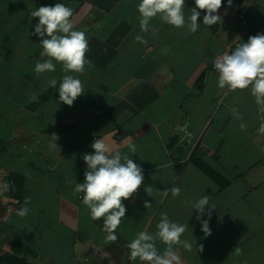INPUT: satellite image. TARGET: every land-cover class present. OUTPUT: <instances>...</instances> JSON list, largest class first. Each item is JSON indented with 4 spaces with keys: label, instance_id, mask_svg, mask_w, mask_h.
Returning a JSON list of instances; mask_svg holds the SVG:
<instances>
[{
    "label": "crops",
    "instance_id": "0c3cea01",
    "mask_svg": "<svg viewBox=\"0 0 264 264\" xmlns=\"http://www.w3.org/2000/svg\"><path fill=\"white\" fill-rule=\"evenodd\" d=\"M56 3L73 10L75 30L85 32L92 61L83 74L67 73L85 90L72 106L59 101L66 74L59 63L54 72L34 71L43 58L40 38L31 34L38 18L30 14ZM139 3L0 0V191L10 174L24 177L17 196L0 193L1 229L9 237L2 253L18 240L31 250V264H141L129 260L126 245L141 231L155 233L161 213H167L188 225L181 239L196 242L191 252L174 246L181 264H264V133L257 105L250 89L219 88L213 63L250 36L264 34V0H232L231 7L222 0L221 20L211 27L200 10L195 33L159 16L141 32ZM194 7V0H185L186 18ZM137 34L147 44L137 42ZM52 78L55 88L48 86ZM241 123L247 125L243 131ZM95 139L143 170L141 187L123 201L126 214L115 242H105L103 220H93L83 193L74 191L84 181L82 157L94 153ZM173 185L180 195H164ZM205 195L216 206L207 237L191 208ZM26 198L29 211L20 217ZM156 243L162 252L165 245Z\"/></svg>",
    "mask_w": 264,
    "mask_h": 264
},
{
    "label": "clouds",
    "instance_id": "9594fccd",
    "mask_svg": "<svg viewBox=\"0 0 264 264\" xmlns=\"http://www.w3.org/2000/svg\"><path fill=\"white\" fill-rule=\"evenodd\" d=\"M194 3L195 7L190 9V15L186 18L185 0H140L137 11L141 32L147 33L151 21L157 16L162 22L175 28L187 27L190 33L199 29L200 10L205 12L204 25L211 27L221 20L217 13L222 7V0H194ZM228 6H232V0H228ZM30 15L38 18L31 34L40 38L42 51L39 55L43 58L35 63L34 71L38 75L54 72L56 64L59 63L66 73L59 82V101L72 106L85 90L79 78L67 73L83 74L86 66H92V61L86 57L89 50L86 34L75 30L73 10L63 3L41 6ZM151 31L155 35L157 29L152 27ZM135 40L147 44L142 35L137 34ZM213 63L218 73L219 88L233 92L250 89L261 122L259 131L264 133V34L250 36L246 43L238 44L230 53L217 56ZM57 83V79L52 78L48 81V86L55 88ZM37 99L35 95L31 97L32 101ZM232 113L236 119H243L236 108L232 109ZM246 127V124H240L241 131ZM91 147L94 153L84 154L82 157L87 165L84 181L77 183L74 191L83 193L82 202L90 210L91 218L103 220L105 242H115L118 238L116 229L126 214L123 201L132 197L141 187L144 180L143 170L128 155H122L118 149L113 151L103 139H95ZM127 147L133 154L136 153L134 143L127 144ZM9 187L10 185L5 184L2 190L7 191ZM145 191L150 194L151 188H145ZM169 191L173 197L181 193V189L175 185L165 189L164 195H168ZM30 202V198L25 199V207L17 210L18 216L24 217L28 214L27 205ZM150 206L145 202L146 208ZM191 208L198 213L196 219L200 221L205 237L210 236L209 220L216 206L210 205L209 196L205 195L191 202ZM204 215L209 219H202ZM187 228V224L173 222L167 213H161L155 233L141 231L126 245L130 253L129 260H139L141 264H181V257L174 246H182L185 251L191 252L196 243L195 240L189 242L181 239ZM157 241L165 245L162 252L157 248ZM203 249V244H200L197 250L202 252ZM235 251L240 253L241 249L236 247Z\"/></svg>",
    "mask_w": 264,
    "mask_h": 264
},
{
    "label": "trees",
    "instance_id": "16d2710c",
    "mask_svg": "<svg viewBox=\"0 0 264 264\" xmlns=\"http://www.w3.org/2000/svg\"><path fill=\"white\" fill-rule=\"evenodd\" d=\"M23 183L24 177L10 174L4 183V185H10L9 189L3 191L2 186L0 193L6 196H17L23 187ZM10 248L9 251L0 254V264H31L30 258L32 257V252L20 241L13 240Z\"/></svg>",
    "mask_w": 264,
    "mask_h": 264
},
{
    "label": "rangeland",
    "instance_id": "374dc122",
    "mask_svg": "<svg viewBox=\"0 0 264 264\" xmlns=\"http://www.w3.org/2000/svg\"><path fill=\"white\" fill-rule=\"evenodd\" d=\"M1 186V185H0ZM2 212H3V207L1 206L0 203V217L2 216ZM6 228V225H3ZM1 222H0V253H2V248L4 246V242H6L5 240H9V237L6 235V233H8L7 231L3 232L1 229ZM7 236V237H6ZM7 244V242H6Z\"/></svg>",
    "mask_w": 264,
    "mask_h": 264
}]
</instances>
